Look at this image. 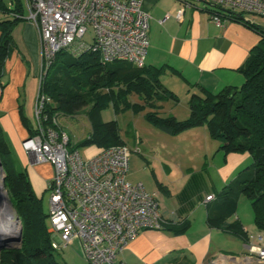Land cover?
<instances>
[{"label":"crops","instance_id":"obj_1","mask_svg":"<svg viewBox=\"0 0 264 264\" xmlns=\"http://www.w3.org/2000/svg\"><path fill=\"white\" fill-rule=\"evenodd\" d=\"M140 1L142 9L150 15L144 64L162 67L159 79L163 86L174 94L183 93L188 100L189 94L196 91L194 85L216 92L224 86H239L242 83L243 76L237 69L258 43V33L237 21L214 23L207 10L208 4L203 0ZM178 10H181L180 18L176 17ZM166 14L168 18H164ZM12 37L16 47L5 59L0 77V83H3L0 85V129L20 159L34 193L38 195L42 188L46 189L52 167L47 162L31 163L24 152L21 142L28 132L20 120L19 108L28 121V116L33 117L36 96L33 91L28 106L20 105L23 98L21 88L27 81V68L22 56L31 63L36 76L40 69L39 36L29 21L22 20L13 28ZM178 101L171 102L175 104ZM156 104L157 111L164 106L160 102ZM174 138L173 143L160 150L162 155L157 159L159 169L152 171L154 184L143 185L158 201L163 226L158 230L137 233L116 257V262L206 264L216 258L220 264H239L235 260L240 255L248 254L247 243L259 244L257 236H262L260 243H264V231H258L253 221L240 216V196L236 211L228 221L239 220L248 242L221 229L209 227L206 211L213 199L205 200V197L209 194L215 197L238 170L248 166L251 161L249 154L224 155L218 150V142L208 135L205 126L187 129L175 134ZM69 139L71 144L79 140L73 136H69ZM98 149L94 145L86 147L87 156L95 154ZM183 226V232H174V229ZM62 262L67 264V261Z\"/></svg>","mask_w":264,"mask_h":264},{"label":"trees","instance_id":"obj_2","mask_svg":"<svg viewBox=\"0 0 264 264\" xmlns=\"http://www.w3.org/2000/svg\"><path fill=\"white\" fill-rule=\"evenodd\" d=\"M23 1L9 0L6 3L0 0V77L5 59L16 47L12 30L17 23L25 20ZM207 10L246 25L258 33L260 39L237 69L243 76L242 83L239 86H224L216 92L194 85L196 91L189 94V112L185 119L158 114L157 101H178L177 96L160 82L162 67L135 66L123 61L103 63L92 51H84L77 56L65 50L57 51L41 75L39 92L51 100L46 108L50 115L73 116L86 108L84 115L90 129L85 138L69 143L75 149L78 146L102 148L123 144L116 121L101 119V111L110 105L115 112L128 108L134 112L149 108L144 114L145 120L169 135L205 126L224 155L248 153L250 164L238 170L222 186L206 211L209 227L221 229L247 242L239 220L228 221V218L235 213L238 197L243 195L249 201L255 228L264 231V28L244 19L241 13L227 15L208 6ZM133 94L139 96L141 104L129 101V96ZM19 115L30 135L33 127L21 108ZM0 163L5 174L3 185L8 200L21 224L20 246L1 250L0 264H65L57 259L56 250L50 245L46 229L47 213L42 209L41 199L34 194L26 171L16 169L12 150L1 129ZM184 229L185 226L174 229V232L181 233Z\"/></svg>","mask_w":264,"mask_h":264},{"label":"built area","instance_id":"obj_3","mask_svg":"<svg viewBox=\"0 0 264 264\" xmlns=\"http://www.w3.org/2000/svg\"><path fill=\"white\" fill-rule=\"evenodd\" d=\"M205 1L208 7L227 15L241 13L250 21H254L253 16L264 17V0ZM23 7V17L39 36V81L59 50L72 56L92 51L103 63L144 64L150 15L142 9L140 0H24ZM180 16L178 10L176 17ZM210 18L216 24L228 20L218 12H211ZM86 34L90 42L84 41ZM50 103L38 85L33 131L21 142L31 163L47 162L52 166L46 184L50 245L60 250L76 240L87 264H124L116 262V257L129 240L142 230L162 228L164 219L158 201L141 182L127 180V146L102 147L83 157L69 145V135L56 114L47 112ZM213 198L209 194L205 200ZM256 239L259 244L247 245L250 264L264 262L262 237ZM206 264L220 263L215 258Z\"/></svg>","mask_w":264,"mask_h":264},{"label":"rangeland","instance_id":"obj_4","mask_svg":"<svg viewBox=\"0 0 264 264\" xmlns=\"http://www.w3.org/2000/svg\"><path fill=\"white\" fill-rule=\"evenodd\" d=\"M6 3H9V0H4ZM25 13V10H24ZM24 15V14H23ZM2 16V15H1ZM251 17V16H249ZM254 21L262 25L264 28V17L253 16ZM84 41L90 42V35L86 34L83 37ZM22 60L24 62L25 67L27 68L26 78L24 88H21V92L23 94V98H21L20 105L26 104L30 102L31 97L36 95L37 86L39 82V73L35 76L33 74V66L30 62H27L26 57L22 56ZM26 96L24 97V91ZM33 91V92H32ZM177 99H179L178 103H173L170 100L157 101L158 103H162L164 106L158 109V114L161 116H174L178 120L185 119L188 116L187 110V97L184 96L183 93H176ZM34 97V102H35ZM129 101L134 103H142V100L139 96L133 94L129 96ZM165 102L170 103V105H166ZM165 103V104H164ZM85 109L80 110L73 116H63L56 114L58 117V123L65 127V131L69 136H73L74 139H83L88 134L89 131V122L84 115ZM149 111V108L144 107L141 110L134 112L131 108L125 110L114 111L112 106H108L103 109L100 113L101 119L103 121L115 120L118 126V135L121 141L127 148L130 150V159H129V169L127 172V180L130 182H141L144 186L147 184H154V170L159 169V163L157 159H159V155H162L160 151L161 148L169 146V143H173L175 141V135H169L159 131L156 127L147 122L144 118V114ZM186 114L185 117L184 113ZM33 114V113H32ZM29 117L30 124L33 125L34 118ZM78 140V141H79ZM172 140V141H171ZM171 141V142H170ZM74 144V143H73ZM86 147L88 146H78L77 150L83 157H87ZM158 148V149H157ZM12 149V148H11ZM158 150L156 152L155 150ZM13 160L16 169L23 170L22 163L18 157H16L13 149H12ZM91 156V155H90ZM49 164V163H48ZM52 167V166H51ZM1 180L4 178L5 174L2 169H0ZM28 178V177H27ZM29 180V178H28ZM2 183V181H0ZM6 194V190L2 187ZM33 190V189H32ZM35 194V193H34ZM36 195V194H35ZM41 199V205L44 212L47 213L48 210V190L42 188L40 193L36 195ZM240 204H238V211L240 216L249 222L253 221L252 218V210L249 204V201L243 196L240 195ZM6 198L8 200V196L6 194ZM11 206V204H9ZM14 214L15 211L11 206ZM262 237V236H261ZM263 239V238H262ZM248 242V241H247ZM246 242V243H247ZM250 243H247V245ZM57 259L60 261H67V264H87L83 257L80 254L78 243L76 240L72 241L67 248H63L62 250H56ZM248 254L240 255L236 258V262L239 264H243L244 259L249 258ZM68 258H70L68 263ZM212 260V259H211ZM249 260V259H248ZM209 262V261H208ZM207 262V263H208Z\"/></svg>","mask_w":264,"mask_h":264},{"label":"bare ground","instance_id":"obj_5","mask_svg":"<svg viewBox=\"0 0 264 264\" xmlns=\"http://www.w3.org/2000/svg\"><path fill=\"white\" fill-rule=\"evenodd\" d=\"M1 181V175H0ZM18 228V222L14 219V212L8 203L6 194L0 182V233L14 235ZM250 260L244 259L243 264H250Z\"/></svg>","mask_w":264,"mask_h":264},{"label":"water","instance_id":"obj_6","mask_svg":"<svg viewBox=\"0 0 264 264\" xmlns=\"http://www.w3.org/2000/svg\"><path fill=\"white\" fill-rule=\"evenodd\" d=\"M1 169V163H0ZM2 187H4L3 182L4 178H2ZM8 203L10 204L9 200ZM14 219L18 222V228L14 235H6L0 233V251L4 249H12L18 248L21 244V224L18 215L14 214Z\"/></svg>","mask_w":264,"mask_h":264}]
</instances>
